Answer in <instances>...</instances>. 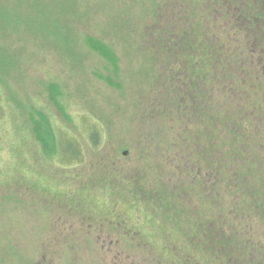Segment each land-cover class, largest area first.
Here are the masks:
<instances>
[{"label":"rangeland","instance_id":"1","mask_svg":"<svg viewBox=\"0 0 264 264\" xmlns=\"http://www.w3.org/2000/svg\"><path fill=\"white\" fill-rule=\"evenodd\" d=\"M250 1V9L259 8L264 19L263 0L257 6L256 0ZM176 3L177 0H0V264H174L164 240L152 235L148 228L131 227L137 216L129 219L123 210L105 202L90 201L82 189L80 193L73 190L82 188L80 184L91 175L93 165L113 151L111 142L106 149H102L105 143L91 144L94 130L101 139L110 141L104 128L113 127L114 140L123 138L127 142L134 141L132 138L141 140L147 132V126H138L134 121L139 108L153 100L155 92L150 94L155 89L153 83H158L166 67L180 68V48L162 47L166 38L158 37L161 34L155 30L161 24L174 30L171 24L178 22L175 14L180 5ZM202 6L190 9L200 17L198 27L206 31L207 43L224 51L226 46L230 53L245 50V46L235 48L238 29L231 30L234 21L226 28L229 15L220 10L213 13L211 7L208 17L203 19L201 11L205 6ZM263 19L259 24L264 25ZM152 30L154 37L150 34L145 43L148 38H144ZM84 34L108 43L118 56L119 80L123 83L119 94L98 79L96 72L104 70L105 60L85 46ZM150 39L155 46L152 47ZM223 55L226 56L225 52ZM260 75L264 82V74ZM54 79L71 94L65 101L70 122H62L46 102L43 87ZM249 83L259 86L256 80ZM44 103L53 113L54 130L61 141L70 140L78 146L85 141L80 159L69 160V154L62 152L58 162L40 158L43 156L34 143L27 113L32 107L40 109ZM258 124L264 131V122ZM255 129L247 125L249 132L245 136ZM168 138L157 137L156 141L165 146L164 140ZM258 141L264 142V133ZM145 146L121 151L117 154L118 165H136L135 155ZM142 156L156 158L145 154V150ZM202 156L198 158L203 160ZM263 162L264 159L253 160L255 170H261L259 165ZM223 170L220 165L221 174ZM205 171L199 173L198 180L206 183ZM60 181L70 183L69 194L56 189ZM207 182H211L210 177ZM224 190L220 201L223 205L231 201ZM245 198L243 212L255 213L248 210L249 201ZM112 226L119 229V237L127 238L119 240V245L114 239L93 233L94 227ZM253 226L264 236L263 225L254 220ZM249 234L255 236L254 231ZM125 241L130 245L123 246ZM248 248L254 247L249 243ZM229 249L237 255L246 252L237 245ZM136 250L144 257L134 256Z\"/></svg>","mask_w":264,"mask_h":264},{"label":"trees","instance_id":"2","mask_svg":"<svg viewBox=\"0 0 264 264\" xmlns=\"http://www.w3.org/2000/svg\"><path fill=\"white\" fill-rule=\"evenodd\" d=\"M176 16L179 18V14ZM183 17L188 18L185 14ZM162 26L155 27L161 34L158 37L166 38L162 47L180 48V68L166 67L167 71L161 72L158 83H153L155 89L150 93L155 92L153 100L139 108L134 121L138 126H147V132L141 140L132 138L134 141L127 142L123 138L114 140L113 127L105 125L104 128L110 141L101 139L94 130L91 144L102 146L105 143L102 149H106L111 142L114 143L113 151H109L101 163L93 165L91 175L80 184L82 188L73 191L80 193L82 189L90 201L105 202L109 207L124 211L129 219L137 216L131 227L148 228L152 235L164 240L174 264H231V260L233 264H264V236H260L253 226L254 220L264 226V164L259 165V171L253 164V160L264 159V142L258 141L264 133L258 124L264 122V82L260 71L249 74L250 71L243 69L229 70L225 62L230 63L232 59L222 58L220 52L217 55L210 52L208 40L194 34L197 32L194 23L186 26L185 36L175 28L172 31L165 28L163 32ZM150 34L153 38L154 30L144 38H148L145 43ZM82 39L86 47L105 60L104 70L96 72L98 79L119 94L123 83L119 80L118 56L108 43L95 36L84 34ZM151 44L155 46V43ZM259 48L258 59L264 62V44ZM214 63L218 65L215 68ZM234 77L237 82L232 80ZM241 79H246L245 83ZM57 80L44 85L46 102L62 122L67 123L71 118L65 101L71 94ZM255 80L259 86L249 83ZM27 118L34 143L41 150V159L58 162L61 152L68 153L69 160L80 159L84 154L85 141L79 147L70 140L61 141L57 137L52 122L55 118L47 104L38 110L30 108ZM247 125L256 128L257 134L250 130L252 137L245 136V132H249ZM164 136H169L170 140H164L166 145L160 146L156 139H164ZM168 144L170 146L164 151ZM141 145L147 148L145 146L135 155L136 165H118L117 154ZM144 150L145 154L156 156V160L144 158ZM201 155L203 160L198 158ZM220 165L224 166V174L219 171ZM204 170L206 183L198 180L199 173ZM209 177L211 182L208 184ZM69 186L68 181H60L56 189L67 195L71 192ZM223 189L231 200L224 205L220 202ZM245 197L249 201L248 210L253 209L255 213L243 212ZM57 202L61 204V201ZM108 229L111 237L116 239L115 244L127 239L117 235V227ZM101 231L107 232L104 228ZM250 231H254L255 236L249 234ZM213 243H217L215 247L211 246ZM249 243L254 248L246 250ZM122 245L128 246L130 242L125 241ZM235 245L246 252L232 253L229 246ZM136 253L134 256L144 257L138 250Z\"/></svg>","mask_w":264,"mask_h":264},{"label":"flooded vegetation","instance_id":"3","mask_svg":"<svg viewBox=\"0 0 264 264\" xmlns=\"http://www.w3.org/2000/svg\"><path fill=\"white\" fill-rule=\"evenodd\" d=\"M261 0H256V6L258 5V2ZM249 2L250 0H177V5L180 4L179 7V18L178 22L176 25H173V27L178 30V32L185 36L186 34V26H188L191 23L196 24L197 32H194L195 35H199V37L204 36V38L208 39L207 33L205 30L201 29L200 25L198 23L200 22V17L192 11L190 8L192 6H202L204 5L205 8H202L201 14L202 18L206 19L208 17V11L211 7V11L213 13H219V10L222 11L223 13H226L229 15L227 19L229 20L226 24V28L229 27L228 23L231 21H234L235 24H233L230 28L231 30H234L235 28L238 29L237 31V36L234 40L236 43L235 48L237 45L239 47H246L245 50L242 49L238 54L236 52L230 53L229 51L226 50L225 46V51L222 50L221 47H218L217 49L214 48L213 46L210 45V52L212 51L213 53L217 52L221 53V57H225L224 52L226 54V59L231 58L232 61L228 63L227 61L225 62V65L229 70L238 71L239 69H243V71H250L249 74L256 73L257 71H260V73L264 74V62L260 61L258 59V53L257 50H259L262 44H264V25L259 24L260 21L263 19V15H261V10H258L257 7L253 9H250ZM264 2V0L262 1ZM190 6V7H186ZM203 7V6H202ZM186 15L188 18L185 20L183 15ZM176 15V14H175ZM264 21V19H263ZM254 23V24H253ZM164 25V24H163ZM255 25V26H254ZM166 27L162 26L163 32L165 31ZM241 31V33L239 32ZM191 33V32H190ZM234 36V35H233ZM245 38V39H244ZM233 43V42H231ZM248 49V51H247ZM245 53H249L248 57L245 55ZM251 58L249 61V65H247V60ZM214 68L217 67L216 63H214ZM220 64V63H219ZM241 67V68H239ZM234 82H237V77H234L232 79ZM246 79H241V82L245 83ZM102 229V228H101ZM100 230L95 229L93 231L94 234H97L98 236L102 237H108L111 240H116L114 237H111V233L109 232L110 229H105L107 232H103ZM92 233V234H93ZM116 235V234H115Z\"/></svg>","mask_w":264,"mask_h":264}]
</instances>
